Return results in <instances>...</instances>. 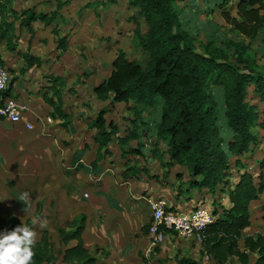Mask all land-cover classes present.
Wrapping results in <instances>:
<instances>
[{
	"label": "crops",
	"instance_id": "obj_1",
	"mask_svg": "<svg viewBox=\"0 0 264 264\" xmlns=\"http://www.w3.org/2000/svg\"><path fill=\"white\" fill-rule=\"evenodd\" d=\"M63 1L11 0V5L18 12L34 9L36 13L49 14L56 11L57 2ZM98 1L71 0L50 26L33 23L32 35L26 26L19 27L20 20L15 21L6 34L11 36L10 44L0 38V63L10 76L4 96L25 106L18 123L0 118V216L12 215L20 225L30 221L37 233L36 242L47 232L58 258L55 264H67L61 261L62 254L77 244L75 240L62 243L57 229L78 215L86 217L81 241L95 257L93 264H176L183 258L214 264L196 237L181 239L169 233L164 243L149 251L144 230L150 220L145 199L162 200L173 211H190L197 206L210 210L213 206L208 198L213 197L210 193L200 194L207 189L199 190L189 202H181L182 193L187 196L188 191L196 190L187 187L186 177L178 181L176 174H164L168 172L166 166L159 168L160 160L150 155L143 166L155 173L124 178L126 168L143 167L133 161L141 156L122 155L128 150V142L140 144L139 139L120 144L116 140L117 145L107 147L109 154L91 166L96 160L97 145L92 140L95 130L87 129V122L103 106L92 91L109 76L117 50L126 53L124 41L131 40L134 27L131 19L125 22L124 18L136 14L127 0L110 5ZM90 6L95 7L90 10ZM125 28L129 34H125ZM53 29L59 30L57 35ZM64 36L66 48L61 52L56 41ZM25 54L35 60L30 67L23 59ZM126 58L131 60L127 55ZM55 80L56 86L60 80L64 83L63 109L71 115L67 128L53 117V108L46 102L56 99L51 90ZM116 108L107 114L114 120L107 115L105 119H112L119 126L115 121ZM138 130L140 134L141 129ZM78 165L82 169L77 172ZM150 177H155L153 184ZM24 192L31 197L26 205L19 201ZM214 196L216 205L228 207L227 199L219 202L218 195ZM259 200L251 204L246 235L264 232V212L255 211ZM228 264L239 263L232 258Z\"/></svg>",
	"mask_w": 264,
	"mask_h": 264
},
{
	"label": "trees",
	"instance_id": "obj_2",
	"mask_svg": "<svg viewBox=\"0 0 264 264\" xmlns=\"http://www.w3.org/2000/svg\"><path fill=\"white\" fill-rule=\"evenodd\" d=\"M70 1L57 2L56 11L45 14L36 13L34 9L18 12L12 8L11 0H0V38H5L9 45L8 28L18 20L19 27L26 26L31 35L33 23L50 26ZM116 1L106 0L105 4ZM181 1L127 0V5L138 11L131 17L134 28L130 47L144 53L146 61L142 64L128 60L125 52L118 49L110 64L109 76L94 86L92 92L103 106L94 119L87 122V129L95 130L92 140L97 145L96 160L91 166L107 155V147L113 140L118 139L119 144L129 139L138 140L147 132L144 129L137 133L139 125L134 123L131 132L124 139L119 138L117 124L112 119H105L112 110L110 108L123 105L130 109L133 122L140 109L153 107L159 98L161 115L152 133L154 143L149 155L158 156L157 147L164 143L167 165L187 168L189 189L205 188L212 195L218 193L219 202L222 198L228 202L225 207L220 203L216 205L215 197V201L212 200L213 207L209 211L213 222L201 232L203 253L214 264H228L232 258L239 264H264V232L245 234L250 225L251 204L264 192V153L257 162L258 174L255 176L247 170L250 158L262 150L259 146L264 145V135L258 133V129L264 132V70L255 64L240 68L215 48L199 52L192 37L181 30L177 21L173 3ZM202 2L209 10H217L233 31L248 39L255 37L264 24V0ZM52 32L57 35L59 30L53 29ZM56 43L57 49L63 52L66 36L59 37ZM23 59L29 67L35 61L26 54ZM237 62L241 61L237 59ZM55 84L56 80L51 90L56 99H47L46 102L53 108V117L60 119L62 126L67 128L71 115L63 109L61 93L64 83L60 80L57 86ZM247 98L257 100L263 107L249 103ZM129 100L134 105L129 106ZM135 150L128 149L126 153L143 156L140 147L136 146ZM81 169L82 166L78 165L75 171ZM233 171L237 173L234 179L231 178ZM141 173L149 174L144 167H128L122 176L136 178ZM35 216L38 217V205ZM85 220L84 215H78L57 229L62 243L77 242L64 250L62 262L93 264L95 261L81 241ZM18 225L19 221L12 215L0 216V232ZM25 225L32 227L30 221ZM144 230L146 233L147 226ZM52 249L44 231L40 240L35 242L32 264H55L58 258ZM176 264L201 263L183 258Z\"/></svg>",
	"mask_w": 264,
	"mask_h": 264
},
{
	"label": "rangeland",
	"instance_id": "obj_3",
	"mask_svg": "<svg viewBox=\"0 0 264 264\" xmlns=\"http://www.w3.org/2000/svg\"><path fill=\"white\" fill-rule=\"evenodd\" d=\"M99 1L96 3H99ZM101 2L106 3V0H101ZM94 7L90 6L89 9L91 10ZM173 9L177 15V21L179 23L181 30H184L192 37L194 46L199 52H203L206 48H210V49L215 48L223 52L225 55H227L229 61L237 63L240 68H244L245 65L250 67L253 66V64H255L256 66L261 67V69L264 70V24L255 37L248 39L233 31L230 28V26L224 22L219 12L217 10H213V11L209 10L207 4L202 2V0H183L181 2H176L173 3ZM134 12L138 13L137 10H134ZM262 13L264 14V12ZM130 19L131 17H128L127 19L125 16L124 21L128 22L130 21ZM120 31H123V29H120ZM124 31L125 34L130 33V31L127 28H125ZM124 42L126 43L124 45L126 51L125 54L129 58H131V60H135L144 64L146 61V55L142 53L140 50L136 51L133 48H131L130 41L128 42L127 40H125ZM237 59H239V61L241 62H237ZM217 96H220V94L217 93ZM247 101L251 104H255L259 107H263V105L257 102V100L255 99L247 98ZM89 103L90 102H87L86 104H88L89 106ZM128 103L134 105V102L132 100H129ZM114 108H110V109L114 110ZM161 108H162L161 100L157 98L153 107L146 110L145 109L141 110L139 108L140 109L139 113L136 116V120L133 122L131 121V118H133V113L131 112L130 109H126L125 106L123 105L116 108L117 112H115V116L117 117H115V121L118 120L119 123V126H117L118 127L117 135L119 136V138L124 139L126 133L131 132L134 123L139 125V128L141 129L140 133L142 132L143 129H147L145 136H141V138L139 139L140 144H135V143L129 144V142L127 143V145H129L128 147L129 150H133L135 152L136 151L135 146H138L141 148L143 152V156H141L142 159H138V158L133 159L136 166L138 165L143 166L144 162H146V160L149 159L148 155L152 153L153 150L152 144L154 143V138H152V133L155 130V124L160 119ZM107 116L110 117L111 115H107ZM111 117L114 120V116ZM107 120L109 119L107 118ZM137 131L139 132V130ZM258 133L260 136L264 135V132L260 129H258ZM121 139L119 140L121 141ZM116 140L118 139L113 140L112 143L117 145V143H115ZM132 141L134 140L132 139L130 142ZM259 148L262 149L261 150L262 152L257 151L254 154V156L250 158L247 165V170L254 173L255 176L258 174L257 162L260 159L261 153H264V145L259 146ZM157 150L158 153L156 152V154L158 156H156L155 158H158L160 160L159 168L166 166V169L168 171V172H164V174L166 175L169 173H171L172 175L176 174V178L178 181L182 180L184 177H186L188 181V178L190 177L187 168L185 166H180L176 164H171L170 166H168L167 165L168 161L167 162L164 161L166 160V155L164 154L165 151L164 143H160L157 147ZM126 151L127 149L124 150L125 154H128L126 153ZM107 154H109V152ZM244 160H246V158H244ZM230 163L232 164V160L230 161ZM232 167L233 166L231 165V168ZM148 171L155 173V171L152 169ZM236 176L237 173L233 171L231 174V178L234 179ZM164 178L166 177L164 176ZM154 179L155 177L149 178L151 184L154 183L153 182ZM194 190L196 191L194 192L188 191L187 196L185 195L186 194L185 192L182 193V195L180 196V201L189 202L195 196V194H198L200 192L198 189H194ZM203 193H206L208 195L209 191L206 190L205 192H201L200 194L203 195ZM210 195L213 198H208V201H210V199L215 201L216 200V199L214 200L215 196L212 194ZM260 197L261 198H259L260 199L259 204L258 203L255 204L257 206L255 208L256 212L259 210L260 212H264V193L260 195ZM208 201L207 203H209ZM261 221H262L261 223L263 224L264 216L261 218ZM247 232L249 233L251 232V230H248Z\"/></svg>",
	"mask_w": 264,
	"mask_h": 264
},
{
	"label": "built area",
	"instance_id": "obj_4",
	"mask_svg": "<svg viewBox=\"0 0 264 264\" xmlns=\"http://www.w3.org/2000/svg\"><path fill=\"white\" fill-rule=\"evenodd\" d=\"M9 73L0 63V118L15 124L21 121L25 106L12 98H6L4 93L9 83ZM31 129L30 125H26ZM87 197V195H84ZM150 211L146 236L149 239V251L167 240V234L181 239L196 237L201 240V232L213 222L211 212L197 206L190 211H173L167 209L164 201L152 198L145 199Z\"/></svg>",
	"mask_w": 264,
	"mask_h": 264
},
{
	"label": "clouds",
	"instance_id": "obj_5",
	"mask_svg": "<svg viewBox=\"0 0 264 264\" xmlns=\"http://www.w3.org/2000/svg\"><path fill=\"white\" fill-rule=\"evenodd\" d=\"M30 198V193L24 192L19 201L26 205ZM36 236V231L24 224L0 232V264H32Z\"/></svg>",
	"mask_w": 264,
	"mask_h": 264
}]
</instances>
